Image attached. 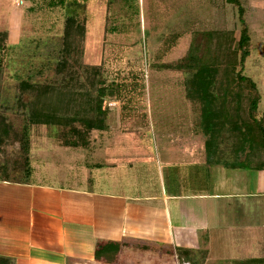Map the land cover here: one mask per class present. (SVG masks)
<instances>
[{"label": "rangeland", "instance_id": "374dc122", "mask_svg": "<svg viewBox=\"0 0 264 264\" xmlns=\"http://www.w3.org/2000/svg\"><path fill=\"white\" fill-rule=\"evenodd\" d=\"M59 2L0 0V32L9 34L4 50L0 49V118H5L12 128L8 145L0 149V179L7 177L23 181L27 178L25 154L21 142L14 136L16 132L21 137L27 122L26 112L18 104L21 82L29 81L35 86L53 88L76 84L68 78L71 69L60 73L57 67L63 48L66 18L72 14H77L86 24L78 81H85L90 74L91 70L86 68L96 67L99 78L106 83L107 94L119 98L108 102L110 131L100 134L97 139L108 138L112 145H118L120 139L128 143V138L134 137L136 143L140 138V146L142 142L146 144L141 150L148 155L149 152L154 153L162 139L166 142L173 140L177 147L180 142H185L184 130L200 124L199 107L186 97L187 74L161 70L159 66L183 59L198 32L229 30L239 38L241 23L238 8L228 0H79L82 7L72 5L71 8L63 7ZM242 2L253 40L252 54L244 72L257 82L262 95L260 111L264 112V0ZM77 68L75 65L71 73ZM87 87L90 88L89 85ZM121 98L126 99L121 101ZM32 99L28 94L23 97L25 103ZM128 99H134V103L126 105L129 109L123 116L121 107ZM30 128L33 148L29 158L32 169L40 178L36 180L65 186L68 179L78 173L84 176L85 169L79 166L80 161L76 164L73 160L72 149L59 145L61 138H70L58 137L68 128L59 125ZM160 131L177 136H158L161 140H157L156 135ZM112 148L113 156H116L118 148ZM163 153L160 151L161 158L167 162ZM184 153L177 154L173 160L189 162L191 158ZM86 154L80 152L76 155L84 158ZM233 158L235 162L238 160V157ZM243 160L241 155L239 162L242 164ZM126 162V159L122 160V164ZM122 164L118 172L123 170L120 169ZM4 165L6 172H3ZM149 166L146 177L151 180L150 184H161L157 166ZM163 167L160 166V171ZM181 169L184 173H191L195 165L187 163ZM164 171L167 173L169 169L164 168ZM229 174L233 176L227 183L219 181V175L213 172L209 173L207 181L199 175L194 179L193 188L188 180L185 189L192 190L193 195H199L201 191L232 194L209 202L215 203L218 208L212 210L214 215L210 212L208 234L210 238L224 237V251L221 254V249H216L207 264H234L235 257L264 256V183L259 182V174L246 166L231 168ZM260 175L263 179L264 173ZM141 180L140 177V183ZM224 204L228 205L227 212H224ZM4 205L0 200V212ZM216 209L221 210L222 215H217ZM2 215L0 213V218ZM166 254L170 256V253ZM158 255L152 254L153 264L164 262ZM174 262L173 258L170 264H178Z\"/></svg>", "mask_w": 264, "mask_h": 264}, {"label": "crops", "instance_id": "0c3cea01", "mask_svg": "<svg viewBox=\"0 0 264 264\" xmlns=\"http://www.w3.org/2000/svg\"><path fill=\"white\" fill-rule=\"evenodd\" d=\"M109 131L96 130L88 148L71 150L85 174L78 173L65 186L36 180L40 178L34 169L27 181L0 180V200L5 204L0 212L4 215L0 218V258L9 264H153L152 254L159 253L161 261L164 259L161 264L173 263V258L174 263L191 264L179 258L178 250L184 249L201 258L205 254L207 264L216 249L223 253L224 237L210 238L208 234L210 212L214 215L212 210L218 208L209 202L232 194L201 191L193 195L192 190H185L187 181L193 188L199 175L207 181L213 172L224 183L233 176L229 174L233 167L208 162L206 136L194 134L192 128L184 130L185 142L177 147L173 140L158 138L174 133L160 131L156 139L162 143L158 142V150L148 155L141 150L146 144L140 146V138L135 143L129 135L128 143L120 139L118 145H112L108 138L97 139ZM112 147L118 148L116 156ZM160 151H164L167 162H163ZM80 152H87V157L77 156ZM182 152L191 158L189 162L173 160ZM123 159L126 164H122ZM187 163L195 165L193 172L182 171ZM121 164L123 170L118 172ZM149 165L157 166L161 184H150L146 177ZM160 166H164L162 171ZM262 173L257 174L264 183ZM40 177L43 179L42 174ZM223 207L227 212L228 205ZM216 211L222 215L221 210ZM258 257L261 255L254 258ZM238 259L247 258L235 257L234 261Z\"/></svg>", "mask_w": 264, "mask_h": 264}, {"label": "trees", "instance_id": "16d2710c", "mask_svg": "<svg viewBox=\"0 0 264 264\" xmlns=\"http://www.w3.org/2000/svg\"><path fill=\"white\" fill-rule=\"evenodd\" d=\"M228 1L238 8L241 23L239 38L234 31L229 30L198 32L183 59L174 64H161L159 67L161 70L170 69L187 74L186 97L199 107L200 111V124L198 127H192V130L194 134L200 132L206 136L205 152L208 162H223L233 168L246 166L258 173L264 171V112L260 111L262 95L257 82L244 72L247 60L252 54L253 40L245 19L246 9L242 0ZM59 4L63 7H82L79 0H60ZM85 37L86 24L81 22L77 14L68 16L57 67L62 73L69 69L72 71L77 65L78 68L74 73L70 71L68 77L76 84H62L56 88L35 86L29 81H22L20 84L18 104L24 108L27 122L21 137L16 132L14 136L21 142L25 154L26 181L33 171L29 158L33 148L30 127L59 125L68 128L69 130L58 134V137L61 135L70 138H61L58 141L61 147L70 149L88 148L92 132L110 128L108 119L111 112L108 102L119 98L107 94L106 83L99 78L100 73L96 67L86 68L91 72L87 74L85 81L80 82L77 79ZM8 39V32H0L1 50H4ZM26 94L33 97L28 103L23 100ZM133 103L134 99L126 100L121 107L123 116L129 109L127 106ZM0 119L1 149L8 145L12 128L5 118ZM241 155L244 156L242 164L239 162ZM230 156L232 160L233 156L238 157V160L232 161ZM6 171L7 167L4 165L3 172ZM0 180L21 182L7 177ZM178 253L180 259L184 258L191 264H204L206 260L203 253L202 258L190 250L179 249ZM96 255L99 256V253ZM0 264H9V261L0 258ZM234 264H264V257L238 259Z\"/></svg>", "mask_w": 264, "mask_h": 264}]
</instances>
